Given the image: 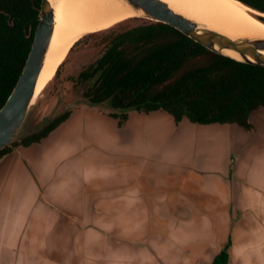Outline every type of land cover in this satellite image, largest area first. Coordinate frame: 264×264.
Instances as JSON below:
<instances>
[{"label":"crops","instance_id":"1","mask_svg":"<svg viewBox=\"0 0 264 264\" xmlns=\"http://www.w3.org/2000/svg\"><path fill=\"white\" fill-rule=\"evenodd\" d=\"M112 115L76 107L0 157V264H264V107L250 129ZM119 212L143 235L109 237Z\"/></svg>","mask_w":264,"mask_h":264},{"label":"trees","instance_id":"2","mask_svg":"<svg viewBox=\"0 0 264 264\" xmlns=\"http://www.w3.org/2000/svg\"><path fill=\"white\" fill-rule=\"evenodd\" d=\"M239 1L264 13V0ZM40 2L0 0V109L30 51ZM135 20L138 19L123 21L118 24L119 29L104 34L105 46L99 57L72 78L82 98L121 110L143 113L162 110L176 123L187 118L196 124H237L251 128L249 113L264 107V68L211 52L164 23L139 20L133 26L121 25ZM70 112L4 148L0 157L13 147L40 141L65 121ZM112 116L118 117L120 123L127 118L126 113Z\"/></svg>","mask_w":264,"mask_h":264},{"label":"water","instance_id":"3","mask_svg":"<svg viewBox=\"0 0 264 264\" xmlns=\"http://www.w3.org/2000/svg\"><path fill=\"white\" fill-rule=\"evenodd\" d=\"M119 1L133 9L138 14V19L167 24L211 52L239 63L264 68V39H232L220 30L198 24L163 0ZM55 2L56 0H41L40 16L27 59L15 86L0 109V151L23 137L41 131L55 118L76 107L85 106L118 115L134 111L115 109L106 103H91L80 97L58 113L57 103L47 116L35 120L37 105L32 100L51 41ZM246 7L264 16V13ZM257 20L264 25V17Z\"/></svg>","mask_w":264,"mask_h":264},{"label":"bare ground","instance_id":"4","mask_svg":"<svg viewBox=\"0 0 264 264\" xmlns=\"http://www.w3.org/2000/svg\"><path fill=\"white\" fill-rule=\"evenodd\" d=\"M163 1L198 24L220 30L232 39H264V25L257 20L264 16L236 0ZM137 16L119 0H56L51 41L32 103L53 79L74 42L86 34L113 28Z\"/></svg>","mask_w":264,"mask_h":264},{"label":"rangeland","instance_id":"5","mask_svg":"<svg viewBox=\"0 0 264 264\" xmlns=\"http://www.w3.org/2000/svg\"><path fill=\"white\" fill-rule=\"evenodd\" d=\"M138 19L130 23L121 24L122 26H133L140 23ZM149 21V20H147ZM120 28V25H116L113 28L106 30L94 32L95 34H86L87 36L81 37L77 40V44L74 48L69 51L65 62L60 69L59 75L49 82L41 93L38 94L36 103V114L35 120L38 121L41 117L47 116L53 108L58 104L56 113L62 111L69 103L79 99L80 92L73 86L72 78H75L79 72L85 68L87 65L92 63L96 58L99 57L105 46L104 34L117 30ZM74 42L73 45L76 43ZM172 145V144H171ZM174 149L172 145V150ZM177 195V194H176ZM174 208V207H173ZM161 213H152V219L160 217L162 218ZM145 216V215H144ZM109 220L116 221L113 224V228L109 227V237L116 236L118 240L120 238H136L142 236V232H136L138 229L133 223H137L138 220L142 219V216H137V214L132 212H119L111 213L107 215ZM133 225V226H132ZM147 231V229H145ZM154 231H162V228H154ZM145 231V232H146ZM124 250V249H123Z\"/></svg>","mask_w":264,"mask_h":264}]
</instances>
